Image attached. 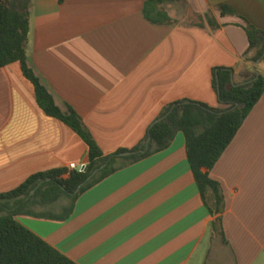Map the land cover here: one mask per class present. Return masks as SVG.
<instances>
[{
    "label": "crops",
    "instance_id": "1",
    "mask_svg": "<svg viewBox=\"0 0 264 264\" xmlns=\"http://www.w3.org/2000/svg\"><path fill=\"white\" fill-rule=\"evenodd\" d=\"M147 1L30 0L27 63L104 154L136 145L175 100L222 107L213 67L232 68L236 84L254 67L242 58V25L264 31V0L154 3L171 23L147 20ZM219 4L236 14L221 15ZM69 163L87 164L86 144L39 107L18 62L0 67V192ZM208 173L221 186V212L203 201L179 131L81 193L67 219H16L77 264H264V91Z\"/></svg>",
    "mask_w": 264,
    "mask_h": 264
},
{
    "label": "trees",
    "instance_id": "2",
    "mask_svg": "<svg viewBox=\"0 0 264 264\" xmlns=\"http://www.w3.org/2000/svg\"><path fill=\"white\" fill-rule=\"evenodd\" d=\"M163 1L145 2L143 15L147 20L153 23L172 22L164 10L154 9V3ZM29 8L30 0H0V67L12 62L19 63L23 76L33 86L39 107L48 116L69 126L86 144L87 164L85 170L57 167L38 171L16 187L0 192V264H77L21 224L16 216L67 219L81 193L116 170L167 148L179 131L185 137L187 160L203 201L214 212H221L224 195L219 182L212 179L208 171L264 91V74L260 68L264 63V31L247 21L242 25L248 41L242 58L254 65L247 81L233 83L232 68H212V86L222 107H212L186 98L175 100L162 107L136 145L104 154L78 113L70 106L61 109L28 65L26 43ZM217 9L221 15L236 14L227 4H219ZM208 23L211 27L217 26L212 21ZM124 151H131V154L120 156ZM63 198L68 202L59 203L58 210L34 209L38 205L58 203Z\"/></svg>",
    "mask_w": 264,
    "mask_h": 264
},
{
    "label": "water",
    "instance_id": "3",
    "mask_svg": "<svg viewBox=\"0 0 264 264\" xmlns=\"http://www.w3.org/2000/svg\"><path fill=\"white\" fill-rule=\"evenodd\" d=\"M130 154H131V151H124V152H121V153H120V156H127V155H130ZM104 165H105V164H103L101 167H103ZM101 167L95 169V170L92 172L91 175L95 174V173H96ZM85 169H86V164L83 165V166L81 167L80 170H85ZM91 175H90V176H91ZM34 190H35V188L31 191V193H33Z\"/></svg>",
    "mask_w": 264,
    "mask_h": 264
},
{
    "label": "rangeland",
    "instance_id": "4",
    "mask_svg": "<svg viewBox=\"0 0 264 264\" xmlns=\"http://www.w3.org/2000/svg\"><path fill=\"white\" fill-rule=\"evenodd\" d=\"M66 202H68L66 199H61V200H59L58 201V204H57V206L55 207V209L56 210H58V208H59V206L58 205H60V204H65ZM60 203V204H59ZM40 209H47V208H40ZM49 209V208H48Z\"/></svg>",
    "mask_w": 264,
    "mask_h": 264
},
{
    "label": "built area",
    "instance_id": "5",
    "mask_svg": "<svg viewBox=\"0 0 264 264\" xmlns=\"http://www.w3.org/2000/svg\"><path fill=\"white\" fill-rule=\"evenodd\" d=\"M67 168H68V170L78 169L77 166L75 165V163H69Z\"/></svg>",
    "mask_w": 264,
    "mask_h": 264
}]
</instances>
